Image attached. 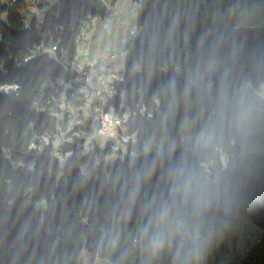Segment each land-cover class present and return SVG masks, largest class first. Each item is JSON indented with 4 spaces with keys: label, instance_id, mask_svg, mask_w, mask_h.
<instances>
[{
    "label": "trees",
    "instance_id": "16d2710c",
    "mask_svg": "<svg viewBox=\"0 0 264 264\" xmlns=\"http://www.w3.org/2000/svg\"><path fill=\"white\" fill-rule=\"evenodd\" d=\"M115 1L57 0L49 12L27 20L25 0H0V264H84L85 253L115 264L116 256L98 241L125 195L130 154L153 133L157 81L142 88L143 61L153 34L166 32L177 7L193 17V30L186 40L182 22L174 40L158 46L157 79L187 66L216 14L233 35L238 66L252 87L264 82V0H139V33L126 44L112 102L125 115L128 140L116 147L103 137V144L93 139L86 145L78 126L59 149L54 141L64 98L85 104L65 88L81 75V20L108 17ZM217 152L228 160L231 180L227 199L208 214V264H264V116L243 143ZM135 222L134 212L128 228Z\"/></svg>",
    "mask_w": 264,
    "mask_h": 264
},
{
    "label": "clouds",
    "instance_id": "9594fccd",
    "mask_svg": "<svg viewBox=\"0 0 264 264\" xmlns=\"http://www.w3.org/2000/svg\"><path fill=\"white\" fill-rule=\"evenodd\" d=\"M213 21L187 66L174 68L166 78L157 79V48L174 40L182 22L190 39L193 17L177 7L166 32L157 30L150 40L142 88L157 81L154 130L130 154L125 195L98 241L116 256L115 264L165 259L167 264H208L213 251L208 214L227 199L231 180L229 162L217 149L243 143L264 116V82L252 87L238 66L232 33L216 14ZM134 212L136 222L128 228Z\"/></svg>",
    "mask_w": 264,
    "mask_h": 264
},
{
    "label": "rangeland",
    "instance_id": "374dc122",
    "mask_svg": "<svg viewBox=\"0 0 264 264\" xmlns=\"http://www.w3.org/2000/svg\"><path fill=\"white\" fill-rule=\"evenodd\" d=\"M25 1L26 6L23 13L27 20L49 12L57 2V0ZM139 7V0H116L110 6L108 17L87 16L82 18L81 32L77 38V67L81 75L73 83L66 84L65 88L73 92L72 97L75 100L84 99L85 104L77 106L71 99L64 98L61 105L62 112L57 114L60 132L54 141L59 149L72 140L69 134L76 133L78 126L81 128L79 136L85 139L86 145L93 139L100 144L105 142L106 139L98 132L93 87L98 85L100 75L120 76L123 73L127 60L126 44L139 33L136 23ZM83 73L91 75V82H87ZM84 264L110 263L106 259L94 258L89 253H85Z\"/></svg>",
    "mask_w": 264,
    "mask_h": 264
},
{
    "label": "built area",
    "instance_id": "2783aa9c",
    "mask_svg": "<svg viewBox=\"0 0 264 264\" xmlns=\"http://www.w3.org/2000/svg\"><path fill=\"white\" fill-rule=\"evenodd\" d=\"M52 49H56L53 46ZM87 82H91V75L83 73ZM122 75H100L98 85L94 88L96 98L95 112L97 114L98 132L102 137H107L114 141L119 147L129 136L126 134L125 115L122 116L117 108L112 104L117 91V82L122 81Z\"/></svg>",
    "mask_w": 264,
    "mask_h": 264
}]
</instances>
